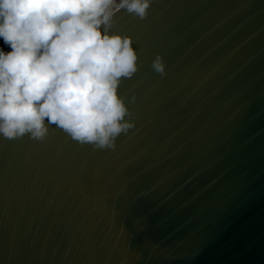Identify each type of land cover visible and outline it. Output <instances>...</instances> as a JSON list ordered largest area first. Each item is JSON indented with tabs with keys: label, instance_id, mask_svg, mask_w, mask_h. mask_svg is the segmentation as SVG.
<instances>
[{
	"label": "water",
	"instance_id": "obj_1",
	"mask_svg": "<svg viewBox=\"0 0 264 264\" xmlns=\"http://www.w3.org/2000/svg\"><path fill=\"white\" fill-rule=\"evenodd\" d=\"M113 20L138 55L118 89L134 127L114 150L0 135V264H264V0Z\"/></svg>",
	"mask_w": 264,
	"mask_h": 264
},
{
	"label": "clouds",
	"instance_id": "obj_2",
	"mask_svg": "<svg viewBox=\"0 0 264 264\" xmlns=\"http://www.w3.org/2000/svg\"><path fill=\"white\" fill-rule=\"evenodd\" d=\"M151 2L0 0V38L11 48H0V135L43 141L55 125L82 146L114 150L134 127L118 89L138 55L131 37L110 34L113 17L143 20ZM152 68L165 75L161 56Z\"/></svg>",
	"mask_w": 264,
	"mask_h": 264
},
{
	"label": "crops",
	"instance_id": "obj_3",
	"mask_svg": "<svg viewBox=\"0 0 264 264\" xmlns=\"http://www.w3.org/2000/svg\"><path fill=\"white\" fill-rule=\"evenodd\" d=\"M0 48H1V46H0Z\"/></svg>",
	"mask_w": 264,
	"mask_h": 264
}]
</instances>
